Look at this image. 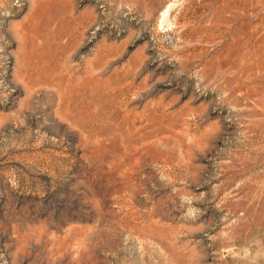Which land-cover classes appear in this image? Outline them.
Segmentation results:
<instances>
[{
    "label": "rangeland",
    "instance_id": "1",
    "mask_svg": "<svg viewBox=\"0 0 264 264\" xmlns=\"http://www.w3.org/2000/svg\"><path fill=\"white\" fill-rule=\"evenodd\" d=\"M0 264H264V0H0Z\"/></svg>",
    "mask_w": 264,
    "mask_h": 264
}]
</instances>
